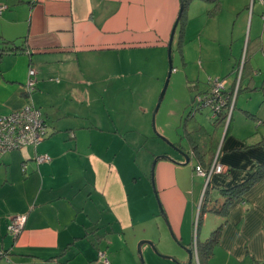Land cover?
Returning a JSON list of instances; mask_svg holds the SVG:
<instances>
[{"label":"crops","instance_id":"obj_1","mask_svg":"<svg viewBox=\"0 0 264 264\" xmlns=\"http://www.w3.org/2000/svg\"><path fill=\"white\" fill-rule=\"evenodd\" d=\"M218 1L210 13L215 4L208 0H0V48L4 41L21 48L0 56V114L33 104L48 128L39 145L0 153V264H105L101 254L109 264H264V72L253 64L264 48V27L258 30L264 0ZM182 2L171 54L178 44L181 76L185 88L194 89L193 98L208 90L209 77L224 80L233 92L245 55L247 62L229 128L207 127L203 111L196 113L206 131L196 134L199 152L180 133L172 142L189 162L173 148L161 149L156 154L173 160H157L152 183L156 154L148 159L149 172L134 156L127 124L109 130L95 122L94 95L99 86L105 94L121 90L117 81L126 76L136 83L143 65L152 63L142 54L168 49ZM254 16L256 34L245 38ZM236 24L243 36L238 45ZM190 43L208 61L197 59L193 74L186 57ZM124 57L131 59L129 72L120 67ZM30 68L36 87L29 97L23 86ZM178 70L172 66L171 73ZM188 108L180 105V127ZM97 109L110 118L106 103ZM111 136L120 139L119 147ZM40 154L50 161L38 163ZM213 155L224 171L206 183L195 167L210 168ZM16 215L25 222L14 235L8 225ZM218 227L212 249L198 252ZM143 240L153 246H141L142 262L137 246Z\"/></svg>","mask_w":264,"mask_h":264},{"label":"rangeland","instance_id":"obj_2","mask_svg":"<svg viewBox=\"0 0 264 264\" xmlns=\"http://www.w3.org/2000/svg\"><path fill=\"white\" fill-rule=\"evenodd\" d=\"M191 11L194 12V8H190L189 12ZM262 19H264V17H262ZM262 27H264V21H261L258 30L260 31ZM239 28H240L239 24H236V28L234 29V37L236 38L235 45H238L239 40L241 42L243 41V36L242 34L240 35L241 31L239 30ZM255 28H256V17L254 16V22L252 26L250 25V23H248L246 27L245 38L249 32H251L252 36L256 34ZM185 42L189 44L187 40ZM203 45H204V49L207 50L208 56L212 55V51L209 48V46L207 47L206 43H204ZM261 49L258 55L256 54L257 57L253 58V64L255 65L256 63V65L260 67V71L264 72V53H262V51L264 50ZM178 50H179L178 44H174V49L172 51L171 57H172V66L176 68V70L179 69L178 70L179 73L178 74H176L175 72L171 73L165 94L160 103L159 109L155 115L154 126L152 121L153 112L168 74L167 48L163 52H160L158 55H155L153 52H151V54H142L141 57H144L146 55L148 57V60L152 63H149L145 66L143 65L142 73L136 75V83L131 78L126 76L122 78V81L120 82L117 81L116 86L120 87L121 90H115L114 88H112L111 92H106L105 94V92L102 91L101 86H99L96 87V93L94 95L95 98L97 99L96 102H93V108H94L93 115L96 118L95 122L97 123H99V121L105 122L106 123L105 127L109 130L110 129L114 130L113 128L114 123H116L118 126H121V128L122 126L127 124V128L125 129L126 131L129 132L125 134L124 132L125 129H124L123 133L127 136L128 141H131L133 143L134 147L132 148L134 151V156L137 157V161L142 162V164H144L145 167L149 165V172H150L151 164L149 163L148 159L151 158V155L152 154L155 155L156 152H159L161 149L164 150V149L172 148L170 145L164 142L158 135H161L171 141L174 140L175 137H177L181 133L179 114H178V111L180 110V105L182 106V103L186 102L187 106H189L188 109H190L191 105L194 103V99H193L194 89L190 90L191 91L190 92L184 86L183 77H182L184 75L183 72L184 67L182 64L180 52ZM204 54L205 53L203 52V55ZM186 57H189V59L193 61V65H190L189 68L192 74L195 71L199 70L197 67H195L197 59H199L204 63H208V61L205 60V58H201V56L199 57L198 48L196 49V46L193 43H190V45L187 47ZM129 60H127V57H124L123 63L120 65L121 68H123V66H126V70H125L126 72L127 71L129 72L131 69V65H129L128 63ZM107 63L108 64L111 63L110 59L106 60V64ZM210 63L212 64V62ZM202 67L205 68L204 65ZM136 69L139 70V66L136 67ZM220 70H222L224 74L225 72L228 71L226 69H220ZM207 72L210 73L211 75H216L215 73H211L209 70ZM234 72L235 70L232 72L233 76H234ZM201 77H203V73L201 74ZM125 82L127 83L126 85ZM113 84L114 81L111 82V85ZM123 99L125 101L124 103H123ZM130 101H131V105H130ZM104 103H106V109L110 108L109 119L104 117V114L102 113L101 110L97 109L99 105L103 106ZM143 109H145V111H143ZM202 111H203L202 114H200L199 116H201L204 124L207 127L213 129L214 126L216 125L215 122H213V120L209 118V116L211 115V111L209 107L202 108ZM112 139L113 137L111 136L110 143L112 144V146L119 147L121 145L119 138H116L115 140ZM158 155L160 154H156L154 157ZM196 264L198 263L196 262Z\"/></svg>","mask_w":264,"mask_h":264},{"label":"built area","instance_id":"obj_3","mask_svg":"<svg viewBox=\"0 0 264 264\" xmlns=\"http://www.w3.org/2000/svg\"><path fill=\"white\" fill-rule=\"evenodd\" d=\"M3 7H0V10ZM174 71V70H173ZM242 64L236 72V86L233 92L226 90L225 81L219 78H208L209 87L205 93L197 94L194 97V104L196 108L209 107L211 115L209 118L215 121L223 113L226 115L225 127H227L235 105V98L238 88V83L241 77ZM36 70L30 68L28 70L27 80L23 86L24 92L27 96L35 91L36 87ZM47 124L43 118L42 112L33 104H26L18 110H14L6 115L0 114V153L12 150H20L26 146H37L45 138L47 134ZM38 163L49 162L50 156L48 154H40L36 156ZM224 166L217 162V156L214 158L212 165L208 169L201 166L195 167L197 175L205 177L208 183L210 177L214 173H222ZM25 216L16 215L12 218L8 225L10 233L17 235L24 226ZM198 216L196 217L194 227L198 226ZM0 254H2L0 252ZM197 257V251L195 248ZM4 256V255H3ZM5 257V256H4ZM101 257L105 264H109L104 254Z\"/></svg>","mask_w":264,"mask_h":264},{"label":"trees","instance_id":"obj_4","mask_svg":"<svg viewBox=\"0 0 264 264\" xmlns=\"http://www.w3.org/2000/svg\"><path fill=\"white\" fill-rule=\"evenodd\" d=\"M208 1L214 2V4H215L214 5V9H212L210 11V13H215L217 11V9H218L219 1L218 0H208ZM184 5H185V3H184ZM18 48H20V47L17 46V45L16 46L13 45L12 42L4 41V42H2V47L0 48V56H2L5 53H8V52H15L16 49H18ZM246 62L247 61H246V55H245V61H244L242 72H241V74H242L241 78L243 76L244 66H245ZM201 110H202L201 108H196L194 103L191 105V107L189 109V112L186 114V116L182 120V124H181V130L182 131H181V134H180L181 137L183 136L184 138H186L188 140V142L190 143L192 149H194L197 152H199L198 148H200V145H199V142L196 140V134L198 132H204L205 131L204 126L201 123H199L196 120V118H195L196 113L200 112ZM225 120H226V115L223 113L214 122H215L216 126H219V125L225 126ZM230 120H231V118H230ZM229 123H230V121H229ZM229 123H228L226 129L229 128ZM208 146L210 148H214L215 147V145L212 144V143H210ZM215 153L216 152H214V155H215ZM214 155L212 157V160L214 158ZM212 160H211V162H212ZM201 167L206 169V167H204V166H201ZM207 168H208V166H207ZM251 185H252V180L249 183L248 182L244 183L243 186L241 187L240 193H242L243 191H246ZM220 229L221 228L218 227L216 230H214L211 233L209 238L204 243H201V244L198 245V248H197L198 252H199V250L202 249L203 253L207 254L212 249V247L214 246V244L218 240ZM3 255H5V253L2 252V254H0V257L3 256Z\"/></svg>","mask_w":264,"mask_h":264},{"label":"water","instance_id":"obj_5","mask_svg":"<svg viewBox=\"0 0 264 264\" xmlns=\"http://www.w3.org/2000/svg\"><path fill=\"white\" fill-rule=\"evenodd\" d=\"M182 8H183V2H182V4H181V8H180V12H179L178 18L176 19V21H175V23H174V25H173V28H172V31H171V35H170V39H169V44H168V68H169V69H168V74H167V77H166L165 83H164V85H163L162 91H161V93H160V95H159L158 101H157V103H156V106H155V109H154V112H153V118H152L153 126L155 125V115H156V113H157V111H158V109H159L160 103H161V101H162V99H163V96H164V94H165V91H166L167 85H168V83H169V78H170V75H171V70H172V63H171L172 40H173V37H174V33H175V29H176V26H177V23H178L179 17H180L181 12H182ZM194 114H195V113H194ZM158 136H159L164 142H166L168 145H170L174 150H176L179 154H181V156H183L184 159H185V163H188V162H189L190 157H189L188 153L185 152V151L183 150V148H181V147L175 145L171 140H168L167 138H165V137H163V136H161V135H158ZM159 158H168V159H170V160H173V159H172L170 156H168V155H162V156L160 155V156H156V157L154 158V160H153V164H152L153 166H152V170H151V171H152V174H151V180H152V183H154V178H153V167H154V165L156 164V162H157V160H158ZM145 243H146V244H149L151 247L153 246V244H152L150 241H145V240H143V241H141V242L138 243L137 250H138V253H139V256H140L142 262H143V258H142L141 246H142L143 244H145ZM153 249H154V247H153ZM183 249H184V251L187 252V254H188V256H189V259L191 260V251H190V249L185 248V247H183ZM155 252H156V251H155ZM156 254L160 255L158 252H156ZM160 256L163 257V258H165V259H171V260H173V261H176V259H175L174 257H171V256H162V255H160Z\"/></svg>","mask_w":264,"mask_h":264}]
</instances>
